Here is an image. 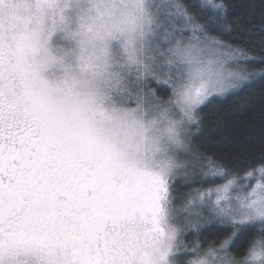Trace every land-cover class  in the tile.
I'll use <instances>...</instances> for the list:
<instances>
[{
	"label": "snow or ice",
	"instance_id": "snow-or-ice-1",
	"mask_svg": "<svg viewBox=\"0 0 264 264\" xmlns=\"http://www.w3.org/2000/svg\"><path fill=\"white\" fill-rule=\"evenodd\" d=\"M235 7L0 0V264H264V83L211 114L257 136L205 135L264 81V0Z\"/></svg>",
	"mask_w": 264,
	"mask_h": 264
},
{
	"label": "trees",
	"instance_id": "trees-1",
	"mask_svg": "<svg viewBox=\"0 0 264 264\" xmlns=\"http://www.w3.org/2000/svg\"><path fill=\"white\" fill-rule=\"evenodd\" d=\"M228 2L232 5H236L237 7L230 9V13L232 16L239 14L242 10L240 5L244 3V0H228ZM258 19H253L252 24H258ZM235 27V25H234ZM251 27L247 22L240 25L238 31L241 32L242 35H248L252 41L256 40V37L253 33H248L247 29ZM227 38V37H225ZM233 43H240L242 41L234 40ZM248 48L253 50V54L259 55L260 49L257 44L249 43L246 45ZM252 67H259L258 64L250 65L249 70ZM264 83L259 77L255 79L254 82L250 84L244 85L240 90L235 92H229L225 96H214L210 99V101L204 106V112L209 115L205 117V135L207 136H215L217 139H220L221 136L225 137V142L218 146V153L227 154L230 149H239L241 144L245 141V137H255L258 135L259 130V121L258 119L255 122H249L245 128L239 129H225L223 133H219L216 129V120L211 115L212 113H216L217 115L223 114L226 111L231 110V108L235 105V103L239 100L241 96L248 94L249 92H258L261 84ZM231 140V143L227 141ZM220 182V181H217Z\"/></svg>",
	"mask_w": 264,
	"mask_h": 264
}]
</instances>
